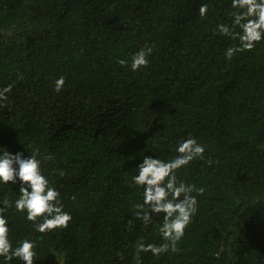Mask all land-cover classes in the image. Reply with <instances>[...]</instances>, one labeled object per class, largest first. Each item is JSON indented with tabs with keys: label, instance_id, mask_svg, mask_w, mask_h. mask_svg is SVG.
Masks as SVG:
<instances>
[{
	"label": "trees",
	"instance_id": "16d2710c",
	"mask_svg": "<svg viewBox=\"0 0 264 264\" xmlns=\"http://www.w3.org/2000/svg\"><path fill=\"white\" fill-rule=\"evenodd\" d=\"M230 11L231 0H0V87L13 85L0 147L36 152L72 217L41 234L9 207L13 241L37 242L34 264H264V42L226 59L238 41L215 29ZM189 136L204 158L177 175L205 188L198 212L178 251L134 258L137 241L164 242L160 218L135 217V167L173 158ZM18 190L0 185V201Z\"/></svg>",
	"mask_w": 264,
	"mask_h": 264
},
{
	"label": "clouds",
	"instance_id": "9594fccd",
	"mask_svg": "<svg viewBox=\"0 0 264 264\" xmlns=\"http://www.w3.org/2000/svg\"><path fill=\"white\" fill-rule=\"evenodd\" d=\"M229 16L231 23H219L216 34L229 37L238 43L224 51L226 59L246 50H252L258 43L264 42V0H231ZM209 5L201 3L198 9L200 17L208 13ZM153 49L141 48L131 57L130 68L138 71L146 68ZM127 65L128 60L118 61ZM65 85V77L54 81V90L59 93ZM13 85L0 87V102L8 100V93ZM206 147L193 136L182 138L175 147L176 155L170 159L161 156H142L132 176L135 185L142 188V202L135 205V217L145 225L161 219L159 233L163 243L136 242L134 258L142 252H151L159 256L169 250L178 251V242L185 236V231L198 212V197L203 196L205 188L196 187L178 179L179 169L196 158L203 159ZM18 184V196L14 201H0V264H34L39 257L37 242L27 236L17 239L11 237V224L8 209L11 207L32 222L37 233L45 234L55 229L66 228L71 220V213L64 209L60 191L54 187L43 169L42 160L36 152L25 156L23 151L11 152L0 147V185Z\"/></svg>",
	"mask_w": 264,
	"mask_h": 264
}]
</instances>
